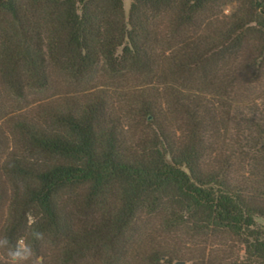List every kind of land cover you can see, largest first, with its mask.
I'll list each match as a JSON object with an SVG mask.
<instances>
[{
  "label": "trees",
  "instance_id": "16d2710c",
  "mask_svg": "<svg viewBox=\"0 0 264 264\" xmlns=\"http://www.w3.org/2000/svg\"><path fill=\"white\" fill-rule=\"evenodd\" d=\"M100 65L139 86L74 90ZM257 219L264 0H0V238L43 232L38 264H264Z\"/></svg>",
  "mask_w": 264,
  "mask_h": 264
},
{
  "label": "rangeland",
  "instance_id": "374dc122",
  "mask_svg": "<svg viewBox=\"0 0 264 264\" xmlns=\"http://www.w3.org/2000/svg\"><path fill=\"white\" fill-rule=\"evenodd\" d=\"M129 5V0H124V7L127 10ZM139 80L136 81V79L132 76H122V75H113L111 73H108L105 70L104 66H99L95 73L91 76V79L86 82L85 84L77 85L75 84L73 86L74 90L81 92L83 88L89 87V86H99L103 85L105 88H107L108 93L110 96L114 98V100L118 99V96H123L124 93L128 90L136 89L139 86ZM37 96H32L31 100H36ZM127 104V103H125ZM125 117L128 118L129 128L128 130V136L130 139H134L139 133V131L142 129L141 121L137 116L136 113V105H132L131 103H128L127 105H124L123 107ZM257 222L264 226V220L257 219ZM24 238H27L30 240L29 233H27ZM30 242V241H29ZM193 248L188 247V245H185L184 249H181V251L187 256L191 253V250ZM181 261H185V259H180ZM139 257H137V254L135 255L134 252L130 253L129 256V264H139ZM173 264V263H172ZM186 264H189L186 262Z\"/></svg>",
  "mask_w": 264,
  "mask_h": 264
},
{
  "label": "clouds",
  "instance_id": "9594fccd",
  "mask_svg": "<svg viewBox=\"0 0 264 264\" xmlns=\"http://www.w3.org/2000/svg\"><path fill=\"white\" fill-rule=\"evenodd\" d=\"M29 223L33 224L35 221L30 219ZM30 238L33 241H43L45 234L33 230L30 233ZM0 249L5 250L8 264H38L33 245L27 238H18L14 245L7 236L0 238Z\"/></svg>",
  "mask_w": 264,
  "mask_h": 264
},
{
  "label": "water",
  "instance_id": "95a60500",
  "mask_svg": "<svg viewBox=\"0 0 264 264\" xmlns=\"http://www.w3.org/2000/svg\"><path fill=\"white\" fill-rule=\"evenodd\" d=\"M173 264H186L185 261H174Z\"/></svg>",
  "mask_w": 264,
  "mask_h": 264
}]
</instances>
